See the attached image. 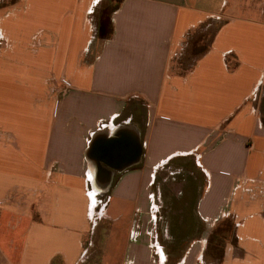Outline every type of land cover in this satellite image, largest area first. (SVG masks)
I'll use <instances>...</instances> for the list:
<instances>
[{
	"label": "crops",
	"instance_id": "1",
	"mask_svg": "<svg viewBox=\"0 0 264 264\" xmlns=\"http://www.w3.org/2000/svg\"><path fill=\"white\" fill-rule=\"evenodd\" d=\"M108 2L0 0V264H264V0ZM126 123L97 192L87 142Z\"/></svg>",
	"mask_w": 264,
	"mask_h": 264
},
{
	"label": "water",
	"instance_id": "2",
	"mask_svg": "<svg viewBox=\"0 0 264 264\" xmlns=\"http://www.w3.org/2000/svg\"><path fill=\"white\" fill-rule=\"evenodd\" d=\"M84 155L88 169L95 170V181L100 186L98 191H106L116 172L120 173L140 160V133L127 123L100 128L90 135Z\"/></svg>",
	"mask_w": 264,
	"mask_h": 264
},
{
	"label": "rangeland",
	"instance_id": "3",
	"mask_svg": "<svg viewBox=\"0 0 264 264\" xmlns=\"http://www.w3.org/2000/svg\"><path fill=\"white\" fill-rule=\"evenodd\" d=\"M116 3H117V0H109V2L105 6V8L102 9V11L103 10H105L106 12L110 11L116 5ZM214 28H215V26L212 25L211 27H207V29H205V30L204 29H198L195 33H193L189 37L188 45H187V47L184 51V54L182 56V59H181V63H182L183 68L188 67V64L191 63L192 59H194L206 47V45L209 43L211 33H212ZM183 58H184V60H183ZM68 94H69V92H66L65 95L62 96V98L67 97ZM143 108H144V106L142 104H140V112H143ZM262 114L264 115V112H262ZM116 178H117V176L114 175L112 183H114ZM2 185H3V183H0V190L1 191L3 190ZM93 194H95V193H93ZM98 198H99V196H98ZM98 204H99V202H98ZM93 212L94 211H92V213L91 212L90 213L93 214ZM90 226H91V223H90ZM231 231L229 229L226 230V238L224 239V241L221 242L220 240H218V241H220L219 242L220 245L218 243V244L209 245L207 247L208 252L210 254L213 253V257H217L218 248H221V250H222V248L224 247V244H226L227 241H231V242L234 241V237L231 238V236H230ZM133 240H134V236L131 238V241H133ZM212 250H213V252H212ZM214 264H219V262L215 261Z\"/></svg>",
	"mask_w": 264,
	"mask_h": 264
},
{
	"label": "trees",
	"instance_id": "4",
	"mask_svg": "<svg viewBox=\"0 0 264 264\" xmlns=\"http://www.w3.org/2000/svg\"><path fill=\"white\" fill-rule=\"evenodd\" d=\"M98 34L101 36V37H107L109 35V21L106 20V19H103L100 21V25H99V28H98ZM225 239V238H224ZM221 242L224 241L223 238L222 240H220ZM218 241V243L220 242ZM220 245V243H219ZM217 255L220 257L221 255V248H218L217 250Z\"/></svg>",
	"mask_w": 264,
	"mask_h": 264
},
{
	"label": "built area",
	"instance_id": "5",
	"mask_svg": "<svg viewBox=\"0 0 264 264\" xmlns=\"http://www.w3.org/2000/svg\"><path fill=\"white\" fill-rule=\"evenodd\" d=\"M0 39H1V34H0ZM59 85L57 87V90L60 94V96H64L66 92H69L72 87L70 86V83H68L64 78L60 79L59 81ZM135 232H133V234H130V238H132L134 236V239L136 238V234H134Z\"/></svg>",
	"mask_w": 264,
	"mask_h": 264
},
{
	"label": "bare ground",
	"instance_id": "6",
	"mask_svg": "<svg viewBox=\"0 0 264 264\" xmlns=\"http://www.w3.org/2000/svg\"><path fill=\"white\" fill-rule=\"evenodd\" d=\"M90 170V172H91V174H92V176H93V185H96V186H98V187H100L97 183H96V181H95V170L94 169H89ZM96 186H94L95 187V189L98 191V189H97V187ZM94 202V201H93Z\"/></svg>",
	"mask_w": 264,
	"mask_h": 264
}]
</instances>
